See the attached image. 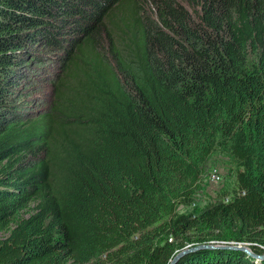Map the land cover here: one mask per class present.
Wrapping results in <instances>:
<instances>
[{
	"label": "trees",
	"instance_id": "16d2710c",
	"mask_svg": "<svg viewBox=\"0 0 264 264\" xmlns=\"http://www.w3.org/2000/svg\"><path fill=\"white\" fill-rule=\"evenodd\" d=\"M217 147L233 193L179 213ZM207 241L175 264H264V0H0V264Z\"/></svg>",
	"mask_w": 264,
	"mask_h": 264
},
{
	"label": "rangeland",
	"instance_id": "374dc122",
	"mask_svg": "<svg viewBox=\"0 0 264 264\" xmlns=\"http://www.w3.org/2000/svg\"><path fill=\"white\" fill-rule=\"evenodd\" d=\"M237 168L226 152L220 147H217L211 154L203 167V174L198 182L196 193L190 205H179L177 211L179 213H187L194 206L202 207L210 202H215L220 198V195L230 196L236 186L234 170ZM227 200V197H223ZM217 241H207L205 243L215 244ZM226 241H220L222 243ZM239 245L248 247L247 242H241ZM186 245L184 248L189 247ZM249 248V247H248ZM250 250V248H249Z\"/></svg>",
	"mask_w": 264,
	"mask_h": 264
},
{
	"label": "water",
	"instance_id": "95a60500",
	"mask_svg": "<svg viewBox=\"0 0 264 264\" xmlns=\"http://www.w3.org/2000/svg\"><path fill=\"white\" fill-rule=\"evenodd\" d=\"M216 245L215 244H198V245H195V246H192V247H186V248H183L181 250H179L175 255L174 257L172 258V260L170 261V264H175V262L181 257L183 256L184 254L188 253V252H192L196 249H199V248H211V247H215ZM229 248H234V249H239V250H242V251H245L247 253H250V250L248 247L246 246H243V245H239V244H236V245H233V246H228ZM256 258L258 259H264V254L263 255H258L256 256Z\"/></svg>",
	"mask_w": 264,
	"mask_h": 264
}]
</instances>
